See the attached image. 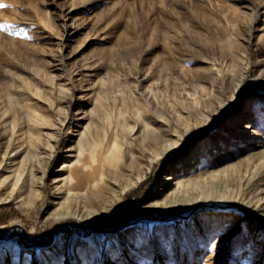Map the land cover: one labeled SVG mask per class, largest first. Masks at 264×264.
I'll list each match as a JSON object with an SVG mask.
<instances>
[{"label": "rangeland", "instance_id": "374dc122", "mask_svg": "<svg viewBox=\"0 0 264 264\" xmlns=\"http://www.w3.org/2000/svg\"><path fill=\"white\" fill-rule=\"evenodd\" d=\"M160 60L168 92L83 161L99 204L57 219L102 100ZM0 171V264H264V0H0Z\"/></svg>", "mask_w": 264, "mask_h": 264}, {"label": "bare ground", "instance_id": "6f19581e", "mask_svg": "<svg viewBox=\"0 0 264 264\" xmlns=\"http://www.w3.org/2000/svg\"><path fill=\"white\" fill-rule=\"evenodd\" d=\"M177 69L178 68H177L176 64H174V63L173 64L172 63L171 64H167V63L164 64V62H162L160 60L157 63V65L153 68V70L151 72H148L145 75L144 80L141 82L144 86H146V90L149 92V95L148 96L146 95L147 98H145V101H144V95H145L144 90H143V92H139L137 90V87H138L137 86L136 90L134 91V97L135 98H131L132 97L131 90H128V91L125 90V87H124V90L121 89L122 82H121V84H119L117 86L118 90L120 91V94L123 95V98L120 99L119 104H118V101H116L113 105H111V103H109L105 99L102 100V102H101L102 104L99 106L98 111L100 112V114L103 115V117H101L102 115H100V116L97 115V117H96L97 119L95 120V124H94L95 129H96L95 134L93 135L92 133H89V135H87L86 132L83 134V136L85 137V144H86L87 148H85L84 146L80 148L79 154L76 157V160L72 164H70L68 166V168H66L65 173H67V175H65L60 180L61 184L58 185V188H57V189H59V191H61V192L63 191L64 193H66V195H64L65 199H68V201L71 203V205L75 203L76 206H75V208H73V206L70 205L69 210H66L63 212H58L56 214L57 219L67 218L70 216H78V215H80V212H84V210L86 209L85 207H84L85 208L84 209L83 206H81V204L85 205V203H90L92 205L95 202L99 201V200L97 201V199L99 196H102L100 194L99 195H94V194L93 195L92 194L91 195H85L89 192V188H88L89 184H91L92 188H94V189H99V186H98V183H96V181H98V179H97V176L93 172L94 168H89L91 170L90 171L91 173L88 172L87 171L88 166L85 165V163H83V161L86 162V160H87V161L95 162L94 157L96 156V154H95L96 150L99 149V147L101 145H106V142H109V139L111 138L110 137L111 134L114 133L115 135H118L115 128H113V124L115 123L114 119L117 121L116 129H118L120 126L125 127L128 125L127 121H125L126 118H131V117L133 118L136 115L141 114L146 108V103L148 104V103L152 102L150 99V96H152L153 99H155V100L162 98L163 94L168 92V88H169V82L168 81L171 80V78H172V77H170V73L176 71ZM117 77L118 78L120 77V73H118ZM163 85H165L166 87L164 86L165 88L161 89L160 86H163ZM111 116H113L114 118H112ZM101 120H103V122ZM103 124L105 126H103ZM15 136H13V137H15ZM113 145H114V143L111 144V146H113ZM12 147H13V145H12ZM13 149L15 150V154H13V157L16 158L17 157L16 155L20 152V149H17L15 147H13ZM8 152H11V150L9 149ZM8 152L5 153L6 157H8ZM15 158L13 160H15ZM2 171L6 172V169L3 167ZM2 171H0V172H2ZM45 174H46V171L43 173V177L45 176ZM101 175H102V173H101ZM7 178H5L3 181L4 182L8 181ZM65 204H67V203H65ZM98 204H99V202H98ZM94 214H96V211H95V213H91V216ZM201 245H203V244H201ZM68 246H69L68 243L63 248H61L59 246L58 247L54 246L53 248H50L48 250L43 251V254L45 257L54 258V257L58 256V254L61 253V251L68 250V248H69ZM19 248L21 249L22 247H19ZM81 255H82V252H81ZM52 261H53V259H52ZM54 261H56V260L54 259ZM81 261H82V259L77 260L76 264H79ZM56 262L58 264H61V262H59L58 260Z\"/></svg>", "mask_w": 264, "mask_h": 264}, {"label": "trees", "instance_id": "16d2710c", "mask_svg": "<svg viewBox=\"0 0 264 264\" xmlns=\"http://www.w3.org/2000/svg\"><path fill=\"white\" fill-rule=\"evenodd\" d=\"M24 244H27V242H25V240L23 241Z\"/></svg>", "mask_w": 264, "mask_h": 264}]
</instances>
